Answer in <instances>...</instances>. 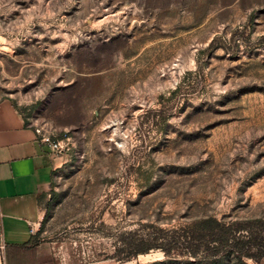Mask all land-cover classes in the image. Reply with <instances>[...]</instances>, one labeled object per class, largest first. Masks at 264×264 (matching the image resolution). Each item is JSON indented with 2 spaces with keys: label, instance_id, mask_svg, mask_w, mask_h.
I'll use <instances>...</instances> for the list:
<instances>
[{
  "label": "rangeland",
  "instance_id": "374dc122",
  "mask_svg": "<svg viewBox=\"0 0 264 264\" xmlns=\"http://www.w3.org/2000/svg\"><path fill=\"white\" fill-rule=\"evenodd\" d=\"M0 97L70 147L57 264H264L115 258L124 232L264 219V0H0Z\"/></svg>",
  "mask_w": 264,
  "mask_h": 264
},
{
  "label": "crops",
  "instance_id": "0c3cea01",
  "mask_svg": "<svg viewBox=\"0 0 264 264\" xmlns=\"http://www.w3.org/2000/svg\"><path fill=\"white\" fill-rule=\"evenodd\" d=\"M67 161L42 141L14 100L0 97V240L7 264H57L41 228L54 174Z\"/></svg>",
  "mask_w": 264,
  "mask_h": 264
},
{
  "label": "trees",
  "instance_id": "16d2710c",
  "mask_svg": "<svg viewBox=\"0 0 264 264\" xmlns=\"http://www.w3.org/2000/svg\"><path fill=\"white\" fill-rule=\"evenodd\" d=\"M145 179L150 184L151 175ZM56 196L53 190L50 205ZM154 229L146 234L122 233L115 258L127 262L153 249L172 256L174 251L183 248L197 261H212L228 255L238 260L250 258L260 262L264 259V219L225 222L207 217L178 230Z\"/></svg>",
  "mask_w": 264,
  "mask_h": 264
},
{
  "label": "built area",
  "instance_id": "2783aa9c",
  "mask_svg": "<svg viewBox=\"0 0 264 264\" xmlns=\"http://www.w3.org/2000/svg\"><path fill=\"white\" fill-rule=\"evenodd\" d=\"M37 132L41 134L42 141L49 145L50 148L55 151L57 154H64L70 150V147L68 146V143H65L63 140L55 139L54 137H51L50 135L44 134L40 129H37ZM38 229L32 228L31 233L37 234ZM6 244L4 240H0V264H7L6 261Z\"/></svg>",
  "mask_w": 264,
  "mask_h": 264
}]
</instances>
